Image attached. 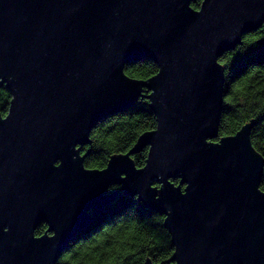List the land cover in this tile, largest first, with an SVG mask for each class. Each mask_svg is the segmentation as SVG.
Masks as SVG:
<instances>
[{
    "label": "water",
    "instance_id": "water-1",
    "mask_svg": "<svg viewBox=\"0 0 264 264\" xmlns=\"http://www.w3.org/2000/svg\"><path fill=\"white\" fill-rule=\"evenodd\" d=\"M191 2L0 0V87L11 95L0 112V264H57L121 191L165 216L172 264H264L255 122L217 140L219 59L262 27L264 0ZM142 57L158 72L129 76ZM142 96L156 128L105 168H87L93 129Z\"/></svg>",
    "mask_w": 264,
    "mask_h": 264
},
{
    "label": "trees",
    "instance_id": "trees-1",
    "mask_svg": "<svg viewBox=\"0 0 264 264\" xmlns=\"http://www.w3.org/2000/svg\"><path fill=\"white\" fill-rule=\"evenodd\" d=\"M203 0H192L199 9ZM264 24L246 34L236 49L226 52L219 61L225 68L224 109L219 137L233 135L254 121L251 140L264 157ZM158 65L142 57L126 65L125 72L134 78L148 79L158 72ZM11 95L0 87V112L8 113ZM157 126L150 100L142 96L128 109L100 121L91 133V142L83 147L84 165L103 169L113 154L128 152L138 137ZM148 148L133 155L135 164L146 163ZM179 183V180H176ZM260 188L264 190V169ZM115 188H111L114 190ZM110 190V191H111ZM48 228L42 224L36 233ZM175 247L165 226V216L148 209L137 196L122 191L116 200L78 235L68 246L57 264H172Z\"/></svg>",
    "mask_w": 264,
    "mask_h": 264
},
{
    "label": "rangeland",
    "instance_id": "rangeland-1",
    "mask_svg": "<svg viewBox=\"0 0 264 264\" xmlns=\"http://www.w3.org/2000/svg\"><path fill=\"white\" fill-rule=\"evenodd\" d=\"M242 41H243V40H242ZM144 93H145V94H147L148 92H147V91H145ZM115 189H116V188H115ZM111 191H112V190H111Z\"/></svg>",
    "mask_w": 264,
    "mask_h": 264
},
{
    "label": "flooded vegetation",
    "instance_id": "flooded-vegetation-1",
    "mask_svg": "<svg viewBox=\"0 0 264 264\" xmlns=\"http://www.w3.org/2000/svg\"><path fill=\"white\" fill-rule=\"evenodd\" d=\"M113 188H117V187H113Z\"/></svg>",
    "mask_w": 264,
    "mask_h": 264
},
{
    "label": "bare ground",
    "instance_id": "bare-ground-1",
    "mask_svg": "<svg viewBox=\"0 0 264 264\" xmlns=\"http://www.w3.org/2000/svg\"><path fill=\"white\" fill-rule=\"evenodd\" d=\"M239 46V45H238Z\"/></svg>",
    "mask_w": 264,
    "mask_h": 264
}]
</instances>
